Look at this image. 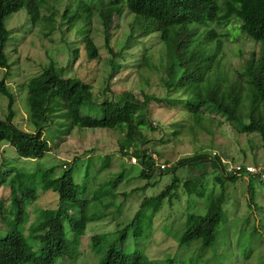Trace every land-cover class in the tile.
<instances>
[{
  "label": "trees",
  "instance_id": "trees-1",
  "mask_svg": "<svg viewBox=\"0 0 264 264\" xmlns=\"http://www.w3.org/2000/svg\"><path fill=\"white\" fill-rule=\"evenodd\" d=\"M48 1L51 0H0V69L10 67L6 53L10 31L6 27V20L26 9L30 21L35 25L41 21L48 23L50 19L41 16V10ZM125 9L134 17L128 25L129 35L125 45L117 50L113 43L115 34L111 30L115 18L121 16ZM63 17L68 29H71L72 22L80 26V35L84 29H90L94 19L100 25L105 35V47L112 56L109 60L112 70L110 80L116 79L115 75L124 69L116 59L137 50L147 60L143 68L152 73L147 86L151 85L155 75L166 96L158 97L144 90L140 91V95L132 91H123L117 96L112 93L109 99L100 104L104 116L101 119L94 118L83 112L93 98V86L76 79H65L54 66H50L25 85L29 106L26 121L34 130L27 131L15 123V96L3 79L0 81V94L9 99V105L8 113L0 118V153L3 143H7L15 148L19 157L26 160L44 157L51 150L44 131L51 124L52 117H55L67 121L68 132L72 128L122 132L123 136L118 142L119 153L125 159L133 158L139 162V177L148 179L157 171L165 174L169 170L168 166H157L154 149L148 147L153 138L144 134L145 130H156L148 113L152 102L168 108L179 107L183 114L181 116L190 122L188 130L195 136L196 130L206 129L210 132L209 127L211 129L214 126L211 115H215L226 120L235 132L257 133L264 147V0H70ZM213 25L230 27L235 35L248 34L260 45L259 52L250 53L243 67L237 69L233 77V72L228 71L223 64L221 55V38L228 34H220ZM154 39L155 44L148 47L147 42ZM79 41L85 46L88 61L98 58L99 49L89 34H82ZM132 43L135 45L131 46ZM160 43L162 45L159 46ZM109 91L110 85L104 89L105 94ZM173 94H178V98H172ZM205 121H209L207 126ZM100 161L98 173L103 175L105 168L111 165V157L107 156ZM86 162L87 168L82 172L84 176L80 180L75 176L77 171L81 174L77 163L63 164L60 176L55 175V167L40 175L37 180L42 191L57 194L58 208L53 213L43 211L39 219L28 226L32 216L28 217L27 204L38 199L39 191L34 183L20 175L9 179V172H1L5 169V163L2 162L0 188L11 187V208L16 217L8 219L6 211L3 213L2 219L8 225V231L2 234L3 228L0 227V264H74L71 245L80 242L90 222L104 219V216L93 213V209L107 199L104 208L109 210L112 205L108 201L110 192L117 191L126 176L123 168L114 179L106 182L109 191H104L99 187L104 181H98L95 174H92V169H97L93 160L88 159ZM208 163L222 190L212 199L209 196L210 199L205 200L204 212L201 213L193 198L194 195L199 199L206 198L202 177L193 181L176 176L161 194L145 197L138 214L124 228L109 233L114 239L108 235L92 236L90 243L95 248L102 243L108 244L107 249L101 247L103 258L99 264H211L213 260H206L205 257L208 251H213L219 245L218 235L236 230V214L239 209H232L235 212L231 210L230 217L233 219L225 217V214L229 215V208L225 210L228 207L226 183L236 182L244 175H260L264 169L255 174L248 172L244 166L228 171L222 159L217 154L213 155V152L182 158L176 167L192 168ZM125 164L123 162L121 165L124 167ZM65 165L67 167L64 169ZM196 181L200 183V188H197ZM147 188L149 185L133 189L130 196ZM180 188L187 194L188 207L182 213H176L178 218L169 224L172 229H177L175 233L181 232L178 235L180 243L176 245L177 253L152 260L143 250L129 252L124 245L130 235L137 242L143 230L152 228L166 201L174 210L175 203L181 201L178 194ZM247 194V208L253 209L256 191L251 183ZM143 211H151L152 221L141 222ZM247 221L248 218L245 223ZM81 223L84 228L78 232ZM161 223L168 221L164 219ZM221 264L236 263L224 255Z\"/></svg>",
  "mask_w": 264,
  "mask_h": 264
},
{
  "label": "rangeland",
  "instance_id": "rangeland-1",
  "mask_svg": "<svg viewBox=\"0 0 264 264\" xmlns=\"http://www.w3.org/2000/svg\"><path fill=\"white\" fill-rule=\"evenodd\" d=\"M69 3L70 0L48 1L41 10V16L50 19L48 23L41 21L35 25L30 21L26 9L20 10L6 20V27L10 31V38L6 46L10 67L9 69H0V81L5 79L7 86L15 96V123L23 130L34 131L26 121L29 116V106L25 85H28L33 78L43 74L44 70L50 66H54L65 79H76L93 86V98L83 109V112L94 118L101 119L104 116L100 104L105 99H109L112 93L117 96L123 91H132L140 95V91L144 90L146 93L158 97L165 98L166 96V92L161 88L159 79L155 75L151 85L147 86L148 81L150 82L152 78V73L143 68L147 60L144 54L137 50L130 51V54L124 58L116 59L124 69L115 75L116 79H109L112 71L109 60L112 56L105 47V35L95 19L90 29H84L82 32V34H89L99 49L98 58L88 61L85 46L82 41H79L82 38V34H79L80 26L76 22H72L71 29H68L65 24L63 15ZM71 9L73 8L71 7ZM133 17L125 9L124 13L114 20L111 33L115 34L113 43L117 50L125 45L129 35L128 25L133 21ZM213 27L220 34H228L227 37L221 38L223 40L221 55H223V64L228 71L233 72V77L234 72L243 67L250 53L259 52L260 45L248 34L235 35L230 27L224 28L215 25ZM153 44H155V39L147 42L148 47ZM133 45L135 43L131 44V46ZM160 45L162 44L160 43ZM109 85L110 91L105 94L104 89ZM172 98H178V94H173ZM8 105L9 99L0 94V118H4L8 113ZM148 113L156 125L155 131H144L145 135L153 138V142L148 147L154 149L157 166L167 165V169H169L165 174L157 171L148 179L139 177L141 173L139 162L134 164L133 158L125 159L119 153L118 142L123 134L118 130L72 128L68 132L67 121L52 117L51 124L44 131V137L49 142L51 150L44 157L26 160L19 157L11 145L7 143L2 145L0 169L2 162L5 163V169L1 172H9V179L14 175H20L34 183L39 191L38 199L27 204L28 217L32 216L27 226L31 225L32 221L39 219L38 217L42 215L43 211L53 213L58 208L57 194L53 191L43 192L37 180L46 170L55 167V175L60 176L63 172V164L77 163L81 174L77 171L75 176L77 180H80L84 176L82 172H85L87 168L86 160L92 159L95 168H97L95 171L92 169V174H95L98 181H104L99 186L104 191H109L105 186L107 181L114 179L123 168L126 171L125 180L119 189L110 192L111 196L108 201L112 204L111 208L109 210L104 208V205L107 204L106 199L105 203L93 209V213L104 216V219L90 222L85 229L86 232L81 235L80 242L71 245V252L75 257L74 264H99L103 258L101 247L107 249L108 244L102 243L98 248H95L90 243L92 236L108 235L114 239L109 233L124 228L138 214L141 201L145 197H155L161 194L176 176L183 180L187 178L193 181L202 177L206 198L199 199L196 195L193 198L197 201L196 204L201 213L204 212L205 200H209V196L212 199L213 196L219 194L222 190L221 186L216 182L215 174L212 173L213 169L209 163L192 168L188 166L177 168L176 164L182 158L213 152V155L217 154L222 159L228 171L244 166L248 168L249 172L255 174L264 169L263 141L257 133L240 134L235 132L226 120L211 115V122L214 126L211 129L209 127L210 132L206 129L196 130L197 136H195L188 130L190 122L181 116L183 114L179 111V107L168 108L152 102ZM207 124L209 121H205L206 126ZM178 130L180 133L176 134ZM107 156L111 157V165L109 168H105L102 175V173H98L101 167L100 159H105ZM123 162L126 163L124 167L121 165ZM66 167L67 165L64 169ZM251 169L254 171H250ZM101 175L102 177H100ZM198 181L200 182V180ZM199 182L197 188H200ZM250 183L256 191V204L253 209L247 208V193ZM145 185H149V188L136 191L130 196L133 189L142 188ZM225 192L228 202V207L226 206L225 210L229 208V215L225 214V217L233 219L230 217L231 210L239 209L236 214V230L221 232L218 235L219 245L213 251H208L206 260H213L211 264H221L224 255H227L236 264H264V172L260 175H244L236 182L228 181L225 185ZM178 194L181 201L175 203L174 210H171L170 203L166 201L152 228L143 230L138 236L140 239L137 242H134L130 235L124 245L129 252L143 250L152 260L166 258L177 253L176 245L180 243L178 235H181V232L175 233L177 229H172L169 224L178 218L177 214L182 213L185 207H188L185 191L180 188ZM12 199L10 186L0 188L2 234L8 231V225L2 219L3 213L6 211L5 215L8 219L16 217L13 208H11ZM150 213L141 212V222H150ZM247 218L248 221L245 223ZM164 219L168 223L162 224ZM83 228L81 223L78 226V232H81ZM215 255L216 257L213 259Z\"/></svg>",
  "mask_w": 264,
  "mask_h": 264
},
{
  "label": "built area",
  "instance_id": "built-area-1",
  "mask_svg": "<svg viewBox=\"0 0 264 264\" xmlns=\"http://www.w3.org/2000/svg\"><path fill=\"white\" fill-rule=\"evenodd\" d=\"M133 161H134V163H137L135 159H134ZM163 167H164V166H163ZM240 168H241V167H239V168H237V169H240ZM247 171H248V168H247ZM250 171H254V169H251ZM248 172H249V171H248ZM250 173H251V172H250Z\"/></svg>",
  "mask_w": 264,
  "mask_h": 264
}]
</instances>
